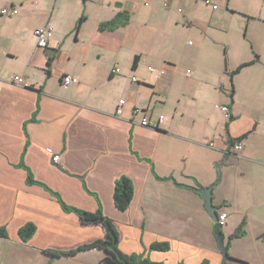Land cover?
<instances>
[{
  "label": "crops",
  "instance_id": "0c3cea01",
  "mask_svg": "<svg viewBox=\"0 0 264 264\" xmlns=\"http://www.w3.org/2000/svg\"><path fill=\"white\" fill-rule=\"evenodd\" d=\"M148 1L83 0L78 15L66 21L58 0H0V10H19L11 16L0 13V228L7 232L0 236V264H101L108 255L103 248L51 254L102 239L106 231L65 211L49 189L70 206L101 208L127 255L165 264H264V115L238 110L234 83L244 67L264 64V54L241 63L251 62L236 73L240 65L230 70L225 62L228 86L213 84L219 94L214 106L221 114L216 121L200 117L193 104L183 105L184 90L176 93L179 103H168L163 93L174 91L175 54L182 45L178 34L194 26L173 0ZM219 1L227 7L232 2ZM121 12L128 16L126 23L101 28ZM45 25L52 33L47 48H40L35 30ZM153 57L164 74L148 65L142 80L135 73ZM167 73L170 78L162 82ZM68 74L74 81L66 86ZM17 75L28 86L16 84ZM110 90L119 92L117 100L106 97ZM120 99L126 103L117 113ZM223 106L230 107L229 123ZM164 107L171 108L170 115ZM145 117L152 127L142 124ZM229 137L241 141L242 148L234 150ZM26 167L49 189L27 184ZM122 175L135 186L125 211L113 197ZM215 182L213 202L218 213H228L227 233L246 221L244 234L230 243V259H225L216 221L195 190ZM30 222L36 232L25 242L19 230ZM222 235L225 240L226 232ZM157 241L169 242L170 249H150ZM239 242L245 249L234 251Z\"/></svg>",
  "mask_w": 264,
  "mask_h": 264
},
{
  "label": "rangeland",
  "instance_id": "374dc122",
  "mask_svg": "<svg viewBox=\"0 0 264 264\" xmlns=\"http://www.w3.org/2000/svg\"><path fill=\"white\" fill-rule=\"evenodd\" d=\"M191 1L173 0L172 2L176 10H180L181 15H188L192 19L194 29H183L178 34L182 45L181 51L175 54L178 67L174 91H164L163 95L168 97V103L175 104L179 103L177 91L184 90L183 105L190 107L193 104L199 109L200 117L216 121L215 119L221 114L214 106L219 94L213 84L221 82L228 86L224 49L227 48L230 70L236 69L243 62L253 60L259 51L264 54V0H232L228 7L222 1L215 0L219 4L217 10H212L204 3L192 4ZM147 2L151 4V1L147 0ZM82 4L84 5L83 0H58L57 10L60 9V17H65L68 21L69 18L78 15ZM212 11L213 14H210ZM210 18H212L211 25ZM148 65L161 66L156 57L150 59L149 63L143 62L139 74L135 73L142 80L148 76ZM189 68L192 74L188 73ZM170 75L167 73L161 81L168 80ZM234 83L238 110L246 115L250 112L253 116L264 115V64L254 63L244 67L236 75ZM118 96L119 92L113 90L106 95L110 100H117ZM160 107L163 106L158 102V108ZM162 112L170 115L171 108L164 107ZM227 221L228 219L221 227L222 232H226L225 242L243 221L246 225V221L242 219L237 227L227 233L229 231L226 226ZM244 246L239 242L238 246H233V250H243Z\"/></svg>",
  "mask_w": 264,
  "mask_h": 264
},
{
  "label": "trees",
  "instance_id": "16d2710c",
  "mask_svg": "<svg viewBox=\"0 0 264 264\" xmlns=\"http://www.w3.org/2000/svg\"><path fill=\"white\" fill-rule=\"evenodd\" d=\"M83 19L84 17H81L80 21H82ZM127 21H128V16L126 15L125 12H121L114 19L109 20L105 23H102L101 28L107 27V28L112 29L118 26L119 24L126 23ZM224 53H225V62H226V65L228 66L227 48H225ZM138 58H139L138 56L135 57L134 67L137 64ZM52 60L53 58L50 57L48 60L49 65L51 64ZM250 63H244L240 65V67L236 71H233V73L238 72L242 67ZM233 96H234V88L232 87L231 97L233 98ZM232 118L233 117L230 114L229 118L227 119V123H229V121H231ZM226 130L228 133V124H226ZM237 139H240V138H237ZM229 141H230V144L233 145L235 142V139H232L229 137ZM26 169H27V178H26L27 184H37L38 183L40 185H43L45 188L49 189L46 185L38 182L35 179L33 172L29 168L26 167ZM219 175L220 174L218 172L217 181L219 179ZM176 184L181 185L177 182ZM196 189L197 188H195V190ZM49 191H51L55 196H57L61 206L63 207L65 211L73 212L77 214L84 224H102L106 231V235L104 238L97 239L91 243L81 245L74 250L66 251V252H51V254L54 257H58L60 255H73L79 251L86 250V249L103 248L107 251L108 255L101 260V264H165L162 261H155L148 257H139V256L127 255L123 253L121 249L119 248V232L114 222L109 217L104 215L101 208H99L95 212H92V211H87V210H84L78 207L70 206L63 201V199L57 192L51 189H49ZM134 194H135V186H134L133 181L128 176L122 175L115 183L113 197H114V202H115L116 207L122 211L127 210L134 198ZM244 226H245V222L243 221L241 225L235 230L233 234H231L228 237L227 241L225 242L223 239L222 232H221V227L216 224V233L220 236V237L218 236L217 237L218 239L222 238L223 246H221V248L222 250L224 248L226 251L225 253L226 259L231 258L228 252L230 248L231 240H233L234 238L240 237L244 234ZM35 232H36V225L30 222V223L23 225L20 228L19 236L23 241L26 242L33 237ZM0 236L7 237L6 229L3 227L0 228ZM150 249L159 250V251H167L170 249V243L167 241H157L151 244ZM181 264H184V263H181ZM203 264H207V262Z\"/></svg>",
  "mask_w": 264,
  "mask_h": 264
},
{
  "label": "built area",
  "instance_id": "2783aa9c",
  "mask_svg": "<svg viewBox=\"0 0 264 264\" xmlns=\"http://www.w3.org/2000/svg\"><path fill=\"white\" fill-rule=\"evenodd\" d=\"M204 3L206 5H208L209 7H211L212 9H218L219 8V4L217 2H215L214 0H204ZM18 8L16 7H4L0 10L1 15H15L18 13ZM51 33H52V27L50 25H45L42 27H39L35 30V36L37 39V46L40 48H47L48 46V41L49 38L51 37ZM149 70L151 72H157L159 76H162L164 74V70H158L157 68H155L154 66H149ZM114 72H119L120 69H114ZM133 80L135 81L136 78H133ZM13 81L18 84V85H22V86H28V84L25 81V77L23 75H17L14 77ZM74 81V78L72 75L68 74L65 75L63 77V84L68 86L69 84H71ZM126 103L125 99H120L119 101V107L117 109V113H121V107ZM223 112H224V116L226 119L229 118L230 116V108L228 106H223L222 107ZM135 112H138L139 109L135 108L134 109ZM161 118H163V116H161ZM142 124L144 126H150L152 127L154 124L149 121V119L147 117H145L142 121ZM214 145L213 142H210V146L212 147ZM233 148L234 150L238 151L242 148V143L241 141H235L233 144ZM60 159V155H56L53 157V160L55 162L59 161ZM228 218V214L227 212H221L218 213V219L216 220V224L220 227L224 226L226 223V220Z\"/></svg>",
  "mask_w": 264,
  "mask_h": 264
},
{
  "label": "water",
  "instance_id": "95a60500",
  "mask_svg": "<svg viewBox=\"0 0 264 264\" xmlns=\"http://www.w3.org/2000/svg\"><path fill=\"white\" fill-rule=\"evenodd\" d=\"M213 187H214V185H211L208 187H200V188H197L196 190L204 198L205 206H206L209 214L216 221L218 219V212H217L218 207L213 202V193H212ZM218 237H220V236L218 235ZM219 239H220V245L223 246L222 238H219ZM223 252L225 255V259H226V254H225L226 251L224 248H223Z\"/></svg>",
  "mask_w": 264,
  "mask_h": 264
}]
</instances>
